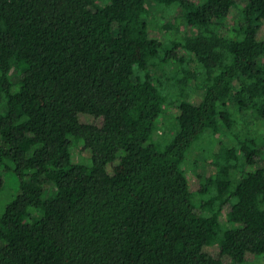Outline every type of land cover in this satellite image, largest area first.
Segmentation results:
<instances>
[{"label":"trees","instance_id":"1","mask_svg":"<svg viewBox=\"0 0 264 264\" xmlns=\"http://www.w3.org/2000/svg\"><path fill=\"white\" fill-rule=\"evenodd\" d=\"M242 1L0 0V185L19 184L0 264L264 259V0ZM148 4L181 11L165 41ZM207 135L216 172L194 193L184 163Z\"/></svg>","mask_w":264,"mask_h":264},{"label":"rangeland","instance_id":"2","mask_svg":"<svg viewBox=\"0 0 264 264\" xmlns=\"http://www.w3.org/2000/svg\"><path fill=\"white\" fill-rule=\"evenodd\" d=\"M238 5L243 6L244 2L242 0H237ZM149 7V9H151L152 13H153V17L151 19V31H150V35L151 37H154L155 39L161 40V41H165L168 37L167 33L164 31V29H161V25L165 24L168 20L170 21H174L176 20V18L180 17L181 15V11L178 8H173L172 10H166V9H162V8H155V5L153 4H148L147 5ZM233 18L236 19L239 22H242L238 11H234L233 13ZM158 17V19H156V17ZM155 17V18H154ZM190 31V30H189ZM188 31V32H189ZM259 38H264V28H262L259 32ZM180 53H182L179 50ZM176 69V68H174ZM159 73L160 69L158 70H154V73ZM18 76V75H15ZM14 76V77H15ZM203 97V93L202 92H197L196 95H194L193 97V101L195 104H199L200 101L202 100ZM231 108H233L232 105H230ZM168 111V115L169 116H176L178 115L179 111L175 108V106H169L166 109ZM80 121L82 123L85 124H95L98 126L102 125V120L101 119H95L94 117L90 116V115H85V114H81L80 115ZM165 122V119L162 118L160 123ZM259 128L258 131H264L263 126H259V124L257 125V123H253L251 125V129L252 130H257ZM215 140L217 141H226L227 139L222 135V134H218L215 137ZM172 139V137H170V131L168 130L165 134V136L163 137L162 140V144L165 145L167 144L170 140ZM208 142H211V138L209 135H207V137H204L202 139V141L198 144V146H196V144L193 146V148L188 152L187 157H186V161L189 165H192L194 163L197 162L198 169L196 170H191L188 168V166L186 167V161L184 163V169L187 170V174H188V178L190 181V187H191V191L194 193H197L200 189V180L197 177V174H204L207 176L213 175L216 172V168L213 165L212 162V153L215 151V149L218 147H216L217 144H215L214 146H208L211 149L210 151H207L205 153H203V148H207V144ZM72 153H73V158L75 161L77 162H83L85 161V159H89L91 154L88 150L84 149V147L81 144H78V146L74 149L72 148ZM205 150V149H204ZM205 155V156H204ZM86 165H91L92 161L89 160L88 163H85ZM186 164V165H185ZM264 164L263 162L258 159L257 160V168L262 167ZM183 167V166H182ZM247 170L249 169L248 167L246 168ZM113 172V167L109 168V173ZM240 176V174H238ZM238 176V177H239ZM3 184L0 185V215H2L5 211L6 206L13 201L16 196L19 194V184H18V178L17 176L13 173V171H5L3 176ZM45 188L46 191L49 193L50 191H52V189H54L53 184H45ZM199 195L196 194L195 198L197 199V203L199 202ZM229 211V207L227 206L224 210V217L225 215L228 213ZM198 212V210H197ZM226 219V217H225ZM205 252L210 254L211 256L215 257V258H221L223 261V264H234L232 262V260L229 257H225V256H221V249L219 246H208L205 247ZM247 262L245 264H251V263H258V264H264V259L263 257L261 259H257L256 257L252 256V255H247Z\"/></svg>","mask_w":264,"mask_h":264}]
</instances>
